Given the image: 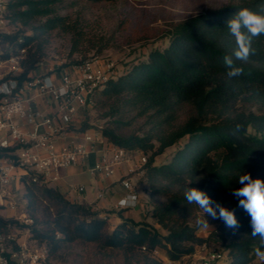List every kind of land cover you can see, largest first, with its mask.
<instances>
[{
	"label": "trees",
	"instance_id": "16d2710c",
	"mask_svg": "<svg viewBox=\"0 0 264 264\" xmlns=\"http://www.w3.org/2000/svg\"><path fill=\"white\" fill-rule=\"evenodd\" d=\"M117 1L123 0H7L9 23L29 33H2L1 57L25 50L16 76L22 83L44 59L54 30L71 35L72 53L85 45L101 54L109 39L90 35L61 10L80 2ZM242 8L264 15V0H231L172 23L165 44L121 68L91 95L92 109L105 122L100 131L107 141L146 155L139 181L147 184L148 212L157 225L123 218L112 226L91 206L70 200L59 189L21 179L26 207L34 217L32 238L47 247L49 256L81 242L104 251L109 264H162L152 254L155 248L179 261L203 243L221 242L226 264H262L254 253L260 239L251 236V218L233 195L242 186L237 181L243 172L264 180V35L250 38L247 60L235 58L236 39L226 23ZM225 56L243 69L239 76L227 75ZM90 127L83 122L81 130ZM174 145L171 158L158 164L157 157ZM188 187L234 209L239 227L228 228L218 219L217 229L200 236L198 218L204 213L185 199Z\"/></svg>",
	"mask_w": 264,
	"mask_h": 264
},
{
	"label": "built area",
	"instance_id": "2783aa9c",
	"mask_svg": "<svg viewBox=\"0 0 264 264\" xmlns=\"http://www.w3.org/2000/svg\"><path fill=\"white\" fill-rule=\"evenodd\" d=\"M6 1L0 0V35L11 32L7 29ZM2 52L0 44V67L8 65L7 75L0 72V148L6 149L5 154H0V264H48V249L32 238L30 226L34 218L13 184L15 181L23 184L21 179L29 177L32 182L48 186L61 178L63 170L89 159L97 150L99 139L104 137L101 124L83 131L78 141L59 139L77 115L92 108L93 92L115 78L121 69L113 59L96 55L59 69L49 67V72L60 70L58 82L50 74L42 73L19 83L16 76L22 70L20 59L25 50L5 60ZM30 89L36 96L54 101L55 112L47 114L35 107L33 99L24 95ZM146 161L143 153L136 160L133 151L112 144V149L102 152L88 171L92 175L111 176L119 165L129 163L127 175L121 179L126 193L115 207H134L139 194L131 176L143 175ZM77 190L83 192L85 187L80 185ZM157 253L155 248L152 254ZM186 257L190 264H219L225 260L222 249L207 243Z\"/></svg>",
	"mask_w": 264,
	"mask_h": 264
},
{
	"label": "rangeland",
	"instance_id": "374dc122",
	"mask_svg": "<svg viewBox=\"0 0 264 264\" xmlns=\"http://www.w3.org/2000/svg\"><path fill=\"white\" fill-rule=\"evenodd\" d=\"M229 1L231 0H123L95 4L80 2L73 6H64L61 13L80 23L81 27L90 35L96 38L109 39L110 45L101 54H97L95 48L88 49L89 46L85 45L82 46L80 51L72 53L71 35L66 31L57 29L51 33V40L45 46L46 55L42 60V65L59 69L71 65L73 60L83 59L84 56L88 59L96 55H102L105 58L113 59L118 69L124 68L138 58H145L152 48L165 44V35L171 28L172 23L185 20ZM7 29L11 33H29L25 27L10 23L7 25ZM7 70L8 65L0 67L2 76L7 75ZM85 115H87L88 125L93 127L96 124L105 123L104 120H98V112L92 108L87 110ZM176 148L177 145L167 148L163 154L157 157V163L167 162ZM145 185L148 199V188L146 183ZM23 192L24 184L20 183L17 194L22 197ZM40 216L42 217V215ZM149 218L147 220L151 221V224L157 225L155 218L150 213ZM204 219L208 221L210 226L207 229L200 226L198 234L207 237L210 232L217 229L219 221L218 219L206 217L201 213L198 220L203 221ZM37 227L42 228V224H38ZM207 244H214L223 250L225 260L219 264L228 262L226 245L221 242ZM157 249L158 253L154 256L162 264H190L187 257L171 263L165 249L162 247ZM48 264L109 263L104 251L90 244L75 242L57 256H49Z\"/></svg>",
	"mask_w": 264,
	"mask_h": 264
},
{
	"label": "crops",
	"instance_id": "0c3cea01",
	"mask_svg": "<svg viewBox=\"0 0 264 264\" xmlns=\"http://www.w3.org/2000/svg\"><path fill=\"white\" fill-rule=\"evenodd\" d=\"M49 67L43 65L39 66L32 71L31 75L35 76L42 73L50 74L56 82L60 75V70L48 71ZM25 96L31 97L35 107L41 111L51 114L55 112L56 104L48 97L36 96L34 90H27L24 93ZM87 115L79 114L75 117L72 123L66 128L64 136L59 139L62 140H74L78 141L82 138V133L85 130H81L83 122H87ZM89 129V128H87ZM112 149V143L108 142L105 137L99 139L97 143V150L93 152L89 159L80 165L71 166L61 173V178L51 183L50 187L59 189L70 200L77 201L91 206L102 217L108 219L110 224H115L122 221L123 218H132L135 221H141L149 218V206L147 203V191L146 185L139 181V176L132 175L131 179L136 184L139 199L138 203L134 207L116 208L115 205L120 197L125 195L126 190L121 185V179L127 175L129 163H123L116 168V171L111 176H105L102 174L92 175L89 173L88 168L93 165L101 156L102 152H109ZM135 159L139 157L141 152H133ZM83 185L85 190L79 192L77 187ZM14 187L19 188L20 182L17 181L13 184ZM102 196L99 197V194ZM151 222V221H150Z\"/></svg>",
	"mask_w": 264,
	"mask_h": 264
},
{
	"label": "clouds",
	"instance_id": "9594fccd",
	"mask_svg": "<svg viewBox=\"0 0 264 264\" xmlns=\"http://www.w3.org/2000/svg\"><path fill=\"white\" fill-rule=\"evenodd\" d=\"M231 35L236 39L237 50L234 56L237 60L245 61L251 53V37L264 35V15L255 13L247 8H242L235 18L227 21ZM242 29L249 34L246 36ZM224 63L229 69L227 75L232 78L239 76L243 69L235 66L231 56L224 57ZM240 126L237 125V131ZM238 184L241 187L233 190V195L238 198L239 205L251 218L252 237H259L261 246L254 249L256 258L264 264V180L253 179L250 173L243 172L238 177ZM130 199H134L131 197ZM185 199L189 204H196L203 210L204 216L212 219L222 220L226 227L237 229L239 227L235 210L223 206L220 202L213 200L204 191L196 187H188L185 192ZM123 203V201H122ZM201 226L207 229L210 225L206 219L200 222Z\"/></svg>",
	"mask_w": 264,
	"mask_h": 264
}]
</instances>
